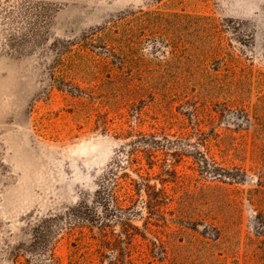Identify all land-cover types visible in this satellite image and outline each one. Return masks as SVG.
I'll use <instances>...</instances> for the list:
<instances>
[{
	"label": "rangeland",
	"instance_id": "1",
	"mask_svg": "<svg viewBox=\"0 0 264 264\" xmlns=\"http://www.w3.org/2000/svg\"><path fill=\"white\" fill-rule=\"evenodd\" d=\"M52 254L264 264V0H0V264Z\"/></svg>",
	"mask_w": 264,
	"mask_h": 264
},
{
	"label": "trees",
	"instance_id": "2",
	"mask_svg": "<svg viewBox=\"0 0 264 264\" xmlns=\"http://www.w3.org/2000/svg\"><path fill=\"white\" fill-rule=\"evenodd\" d=\"M136 153H138V152L132 153V156H136V157H132V159H133L132 161L136 160V162H137ZM110 175H112V176L114 175V172H112L111 169L109 170V172L104 177L103 182L99 186V189L96 192V194H97L99 199H103L104 196H106V195L110 196L111 202L114 203L116 206V212L121 213L124 209L123 208L124 203L133 201V198H134L133 192L138 191L139 187L142 186V187H145L148 191H151V190L155 191V187L151 186L148 183L149 177L143 179V181H147V183L140 184L139 182H137V180L129 178L127 176V174L125 173V175L120 178L121 180L119 179L118 181L111 183L112 181H111ZM147 176H149V173L147 174ZM146 204L150 208L151 212L155 211L153 209V201H148V203H146ZM105 228H108V225H105ZM50 264H60V262L57 259H55L54 254L51 255ZM70 264H79V262L72 259L70 261ZM113 264H115V263H113Z\"/></svg>",
	"mask_w": 264,
	"mask_h": 264
}]
</instances>
